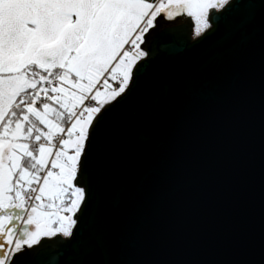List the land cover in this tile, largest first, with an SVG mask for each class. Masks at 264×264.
<instances>
[{
  "label": "water",
  "instance_id": "water-1",
  "mask_svg": "<svg viewBox=\"0 0 264 264\" xmlns=\"http://www.w3.org/2000/svg\"><path fill=\"white\" fill-rule=\"evenodd\" d=\"M231 2L194 43L161 34L42 264H264V0Z\"/></svg>",
  "mask_w": 264,
  "mask_h": 264
},
{
  "label": "snow or ice",
  "instance_id": "snow-or-ice-1",
  "mask_svg": "<svg viewBox=\"0 0 264 264\" xmlns=\"http://www.w3.org/2000/svg\"><path fill=\"white\" fill-rule=\"evenodd\" d=\"M231 0H0V264H42L92 198L93 145L175 26ZM194 22V25H193Z\"/></svg>",
  "mask_w": 264,
  "mask_h": 264
},
{
  "label": "flooded vegetation",
  "instance_id": "flooded-vegetation-1",
  "mask_svg": "<svg viewBox=\"0 0 264 264\" xmlns=\"http://www.w3.org/2000/svg\"><path fill=\"white\" fill-rule=\"evenodd\" d=\"M193 25H194V22H193ZM178 26H175V27H173V28H170V29H168V30H166V31H164V32H162L164 35V37H166V38H170V37H175V39H179V36H178V34L179 33H177V31H176V29L175 28H177ZM173 29H175V30H173ZM191 29V28H190ZM174 31V33H172V31ZM192 31H193V28H192ZM207 31V30H206ZM161 33V34H162ZM202 35H205V33H203ZM160 37H161V35H160ZM200 38V37H199ZM199 38H190L189 39V43H194L195 41H197ZM160 39V38H159ZM158 39V40H159ZM158 43L157 44H159L160 43V41H157Z\"/></svg>",
  "mask_w": 264,
  "mask_h": 264
},
{
  "label": "rangeland",
  "instance_id": "rangeland-1",
  "mask_svg": "<svg viewBox=\"0 0 264 264\" xmlns=\"http://www.w3.org/2000/svg\"><path fill=\"white\" fill-rule=\"evenodd\" d=\"M63 239H67V238H63Z\"/></svg>",
  "mask_w": 264,
  "mask_h": 264
}]
</instances>
